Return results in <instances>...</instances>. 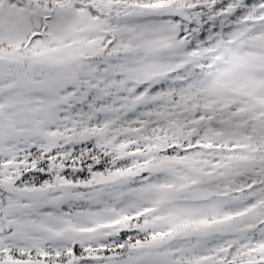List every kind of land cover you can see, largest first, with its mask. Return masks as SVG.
Returning a JSON list of instances; mask_svg holds the SVG:
<instances>
[{"label": "snow or ice", "instance_id": "obj_1", "mask_svg": "<svg viewBox=\"0 0 264 264\" xmlns=\"http://www.w3.org/2000/svg\"><path fill=\"white\" fill-rule=\"evenodd\" d=\"M0 264H264V0H0Z\"/></svg>", "mask_w": 264, "mask_h": 264}]
</instances>
